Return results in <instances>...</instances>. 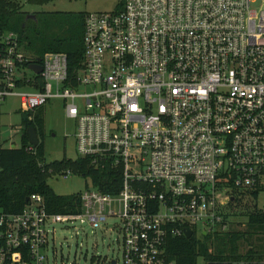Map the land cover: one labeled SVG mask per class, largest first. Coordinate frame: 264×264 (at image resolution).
Returning <instances> with one entry per match:
<instances>
[{
	"label": "built area",
	"instance_id": "1",
	"mask_svg": "<svg viewBox=\"0 0 264 264\" xmlns=\"http://www.w3.org/2000/svg\"><path fill=\"white\" fill-rule=\"evenodd\" d=\"M257 2L125 0L121 9L87 12L75 74L66 53L48 52L40 63L18 33L0 32V115L12 96L25 122L64 100L77 124L73 161L116 177L105 192L91 175L51 165L52 174L90 177L92 189L80 193L75 213L50 210L40 194L17 213L0 207V264H50L56 225L108 228V218L121 221L114 228L124 260L96 264H176L169 238L229 231L238 195L255 192L264 208V1ZM12 144L0 123V149Z\"/></svg>",
	"mask_w": 264,
	"mask_h": 264
},
{
	"label": "trees",
	"instance_id": "2",
	"mask_svg": "<svg viewBox=\"0 0 264 264\" xmlns=\"http://www.w3.org/2000/svg\"><path fill=\"white\" fill-rule=\"evenodd\" d=\"M56 0H27L28 4L44 6ZM119 9L123 3H119ZM86 12L66 13L61 11H39L30 14L23 10L16 0H0V32L14 31L19 34L25 49L42 62L48 52H63L68 55L71 74L81 66L84 55V25ZM45 108L35 114L32 121L25 122L21 147L0 149V207L17 213L26 205L27 197L42 195L50 210L75 213L81 206L80 193L58 195L48 183L49 167L53 165L60 172L72 168L92 176L103 191L108 182L116 181L112 170L94 171L87 160L63 159L47 163L45 153ZM34 127L39 144L30 146L29 128ZM41 163H45L42 167ZM78 175V174H77ZM257 193L238 195L232 204L234 214L247 218L244 229H232L204 235L200 240L192 237L169 238L166 253L176 264H264V208L256 203ZM242 247L245 249L242 250ZM202 260V263H200Z\"/></svg>",
	"mask_w": 264,
	"mask_h": 264
},
{
	"label": "rangeland",
	"instance_id": "3",
	"mask_svg": "<svg viewBox=\"0 0 264 264\" xmlns=\"http://www.w3.org/2000/svg\"><path fill=\"white\" fill-rule=\"evenodd\" d=\"M262 1L264 0H258L256 5L261 4ZM16 2L23 6L25 12L34 14L39 11L66 13L114 11L119 8L120 2L124 5L125 0H56L44 6L28 4L27 0H16ZM44 108V141L47 162L78 159L77 124L75 120L67 116L65 101L54 98ZM24 119L20 98L17 96L7 98L1 107L0 123L3 136L8 139L10 144L14 143L16 147L22 146L21 131ZM48 183L58 195L84 193L86 190L92 189L90 177L77 174L69 177L52 174ZM259 202L260 205H264V194L260 197ZM246 222L245 216L233 213L229 219V228H231L230 230L244 229ZM107 223L108 228L96 229L80 221L68 222L67 225H56V242L51 245L48 251L50 264H96L97 260L102 263L106 258L113 257L123 263L122 235L117 228H114V224H120L121 221L118 218H108ZM211 236L213 237V233ZM197 237L200 240L206 239L203 231H199ZM244 249L242 247V250Z\"/></svg>",
	"mask_w": 264,
	"mask_h": 264
},
{
	"label": "water",
	"instance_id": "4",
	"mask_svg": "<svg viewBox=\"0 0 264 264\" xmlns=\"http://www.w3.org/2000/svg\"><path fill=\"white\" fill-rule=\"evenodd\" d=\"M37 73H40L42 71V66L39 65V64H33L31 66ZM29 140H30V143L33 144L34 146H37L39 144V137H38V134H37V131L34 127H30L29 130ZM16 146L14 145L13 148H15ZM30 198L27 197V201H29ZM193 231L189 230L187 231L186 233V236L187 237H192L193 236ZM206 234V233H204ZM113 264H116V261H113Z\"/></svg>",
	"mask_w": 264,
	"mask_h": 264
},
{
	"label": "crops",
	"instance_id": "5",
	"mask_svg": "<svg viewBox=\"0 0 264 264\" xmlns=\"http://www.w3.org/2000/svg\"><path fill=\"white\" fill-rule=\"evenodd\" d=\"M4 138H5V137H4ZM13 146H14V145H13ZM13 146H12V147H13ZM54 162H55V161H54ZM50 163H51V162H50Z\"/></svg>",
	"mask_w": 264,
	"mask_h": 264
}]
</instances>
